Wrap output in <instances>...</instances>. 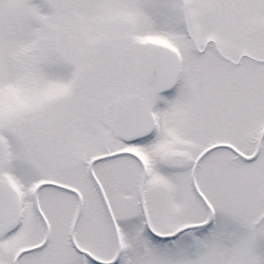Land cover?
Wrapping results in <instances>:
<instances>
[{
  "label": "snow or ice",
  "instance_id": "6c2138e0",
  "mask_svg": "<svg viewBox=\"0 0 264 264\" xmlns=\"http://www.w3.org/2000/svg\"><path fill=\"white\" fill-rule=\"evenodd\" d=\"M0 264H264V0H0Z\"/></svg>",
  "mask_w": 264,
  "mask_h": 264
}]
</instances>
